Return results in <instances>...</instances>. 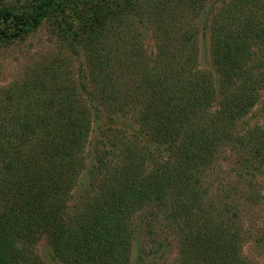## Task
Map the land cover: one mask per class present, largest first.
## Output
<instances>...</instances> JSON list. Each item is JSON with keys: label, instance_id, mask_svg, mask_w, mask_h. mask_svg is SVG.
<instances>
[{"label": "trees", "instance_id": "1", "mask_svg": "<svg viewBox=\"0 0 264 264\" xmlns=\"http://www.w3.org/2000/svg\"><path fill=\"white\" fill-rule=\"evenodd\" d=\"M69 1L0 4V49L44 26L82 58L0 89V264H46L41 241L57 264H131L139 233L133 264H257L264 0ZM102 116L137 130L102 128L87 163Z\"/></svg>", "mask_w": 264, "mask_h": 264}, {"label": "rangeland", "instance_id": "2", "mask_svg": "<svg viewBox=\"0 0 264 264\" xmlns=\"http://www.w3.org/2000/svg\"><path fill=\"white\" fill-rule=\"evenodd\" d=\"M18 0H0V4H13ZM71 10H69V15L77 14V8L85 7V5L80 6L78 0H70ZM79 10V9H78ZM78 18V15H76ZM68 19H66L67 21ZM66 28L69 27L68 24L64 25ZM58 38L49 31L46 27H41L38 31L31 34L25 41L14 43L3 47L0 49V89L9 86L10 84L19 83L23 78L31 75L33 69H40L46 61L51 63L53 60H65L71 68V72L74 75L79 74V66L82 64L81 54L78 57L72 55L67 48L64 47ZM76 54V53H74ZM198 64L200 69L204 71L211 72L209 62V45L207 38L200 37L198 42ZM264 86V85H262ZM263 88V87H262ZM251 123L264 125V89L259 92V101L256 109L252 112L250 118ZM105 127H115L120 128L125 132V137L131 136L132 132L137 130V126L132 124V121L128 118L116 117V119L110 120L107 116H102L101 120L94 122L89 139L86 146V160L87 163L91 161V154L89 149L92 142L99 138V133L102 128ZM120 132V134L122 133ZM261 202L253 210L249 217H246L247 222H251L253 225V230H251V235L253 238L257 236L264 235V173L261 175ZM249 222V223H250ZM141 233L137 236V241L134 242L131 252V264L134 263L135 253H136V243L139 242ZM37 250L40 258L46 264H57L50 253L49 248L44 241L39 242ZM175 250L171 251V254L165 258L166 261H159V264H171L172 260L175 258ZM243 254L248 258L253 260L257 264H264V247H254L253 239L249 238L246 240L243 246Z\"/></svg>", "mask_w": 264, "mask_h": 264}]
</instances>
